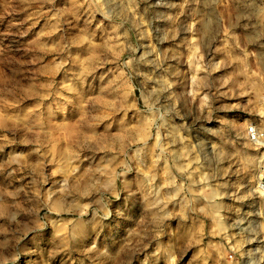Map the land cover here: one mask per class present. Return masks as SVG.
I'll list each match as a JSON object with an SVG mask.
<instances>
[{"label": "rangeland", "instance_id": "1", "mask_svg": "<svg viewBox=\"0 0 264 264\" xmlns=\"http://www.w3.org/2000/svg\"><path fill=\"white\" fill-rule=\"evenodd\" d=\"M0 264H264V0H0Z\"/></svg>", "mask_w": 264, "mask_h": 264}]
</instances>
